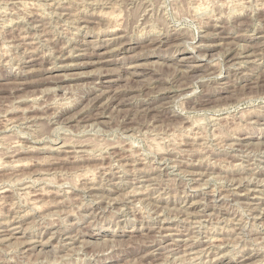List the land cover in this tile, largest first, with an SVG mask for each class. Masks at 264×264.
I'll use <instances>...</instances> for the list:
<instances>
[{"label":"rangeland","instance_id":"rangeland-1","mask_svg":"<svg viewBox=\"0 0 264 264\" xmlns=\"http://www.w3.org/2000/svg\"><path fill=\"white\" fill-rule=\"evenodd\" d=\"M0 154V264H264V0H0Z\"/></svg>","mask_w":264,"mask_h":264},{"label":"bare ground","instance_id":"bare-ground-1","mask_svg":"<svg viewBox=\"0 0 264 264\" xmlns=\"http://www.w3.org/2000/svg\"><path fill=\"white\" fill-rule=\"evenodd\" d=\"M126 1V0H125ZM31 2V1H30ZM83 2V1H82ZM91 2V1H90ZM98 2V1H97ZM2 3V2H1ZM35 3V2H34ZM57 3V2H56ZM108 3V2H107ZM23 4V3H22ZM21 4V5H22ZM48 5V4H47ZM120 6V5H119ZM142 6V5H141ZM48 7V6H47ZM110 7V6H109ZM263 7V6H262ZM6 8V7H5ZM35 8V7H34ZM38 8V7H37ZM61 9V8H60ZM82 9V8H81ZM15 10V9H14ZM82 11V10H81ZM150 11V10H149ZM41 12V11H40ZM55 12V11H54ZM2 13V12H1ZM15 13H17V12H15ZM14 13V14H15ZM63 14V13H62ZM76 14V13H75ZM106 14V12L104 13V15ZM32 15H34V14H32ZM107 15V14H106ZM81 16V15H80ZM110 16H112V15H110ZM251 16V15H250ZM255 17V16H254ZM72 18V17H71ZM35 20L37 19V18H34ZM33 19V20H34ZM84 20V19H83ZM86 20V19H85ZM84 20V21H85ZM37 21H39V20H37ZM31 22V21H30ZM48 23V22H47ZM36 26V25H35ZM220 26V25H219ZM116 28V27H115ZM115 28H112V30L111 29H107V33L109 32V33H113V32H115ZM249 28V27H248ZM42 29V28H41ZM114 29V30H113ZM117 30V29H116ZM222 30V29H221ZM220 30V31H221ZM222 32V31H221ZM31 33V32H30ZM42 34V33H41ZM216 34V33H215ZM219 34V33H218ZM71 36V35H70ZM158 36V35H157ZM33 37V36H32ZM214 37H216V36H214ZM222 37V36H221ZM70 38H72V37H70ZM227 38V37H226ZM20 39V38H19ZM223 39H225V37L223 38ZM5 40V39H4ZM114 40V39H113ZM113 40H109V42L110 41H113ZM160 41V40H159ZM14 45V44H13ZM200 45V44H199ZM206 45V44H205ZM202 46V45H201ZM241 46V45H240ZM3 47V46H2ZM245 47V46H244ZM66 48V47H65ZM199 48H201L200 46H199ZM193 50V49H192ZM33 51V50H32ZM52 51V50H51ZM32 55V54H31ZM203 55V54H202ZM205 55V54H204ZM203 55V56H204ZM195 57V56H194ZM189 58V57H188ZM182 59V61H184V59H186V61H187V58H181ZM180 59V60H181ZM8 60V59H7ZM29 61H34V59H32V60H29ZM190 61V60H189ZM31 62H29V63H31ZM191 68V67H190ZM102 76H104V74H99L98 73V75H97V77L100 79ZM195 91V90H194ZM233 95V94H232ZM113 98V97H112ZM231 98V97H230ZM79 102V101H78ZM149 102V101H148ZM60 106V105H59ZM66 107V106H65ZM67 108V107H66ZM245 115V114H244ZM243 117V116H242ZM110 119V118H109ZM50 120V119H49ZM7 121V120H6ZM195 121V120H194ZM193 121V122H194ZM239 122V121H238ZM199 123V122H198ZM193 126V125H192ZM195 126V125H194ZM154 128V127H153ZM189 128V127H188ZM240 129V128H239ZM25 130V129H24ZM212 131V130H211ZM199 132V131H198ZM150 133V132H149ZM213 134V133H212ZM233 137V136H232ZM93 138V137H92ZM67 139V138H66ZM152 139V138H151ZM156 139V138H155ZM88 140V139H87ZM108 140V139H107ZM146 140V139H145ZM154 140V139H153ZM157 140V139H156ZM161 140V139H160ZM63 141V140H62ZM105 141V140H104ZM201 141V140H200ZM80 142V141H79ZM128 142V141H127ZM153 142V141H152ZM75 143V142H74ZM81 143V142H80ZM91 143V142H90ZM96 143V142H95ZM99 143V142H98ZM111 143V142H110ZM109 143V144H110ZM123 144V143H122ZM185 144V143H184ZM66 145V144H65ZM80 145V144H79ZM91 145V144H90ZM93 145V144H92ZM98 145V144H97ZM159 145V144H158ZM77 146V145H76ZM82 146V145H81ZM108 146V145H107ZM167 146H168V144H167ZM60 146H58V147H52V148H50V147H47V148H50V150L51 151H56V152H60V151H63V150H60V149H62V148H59ZM94 147V146H93ZM97 147V146H96ZM113 147H117V146H113ZM159 147V146H158ZM161 147V146H160ZM164 147V146H163ZM162 147V148H163ZM197 147V146H196ZM38 148V147H37ZM31 149V148H30ZM29 149V151L30 152H32V151H35V148H33V150H30ZM105 149V148H104ZM122 149V148H121ZM241 149V148H240ZM26 150V149H25ZM41 150H42V148H41ZM22 151V150H21ZM28 151V152H29ZM36 151H37V149H36ZM39 151V150H38ZM65 151V150H64ZM74 151V150H73ZM98 151V150H97ZM17 152V151H16ZM27 152V151H26ZM66 152V151H65ZM67 152H69V151H67ZM74 152H76V151H74ZM99 152V151H98ZM180 152V151H179ZM14 153V152H13ZM18 153V152H17ZM73 153V152H72ZM97 153V152H96ZM140 153V152H139ZM75 154V153H74ZM133 154V153H132ZM202 154V153H201ZM227 154V153H226ZM1 155V154H0ZM76 155V154H75ZM102 155V154H101ZM244 155V154H243ZM66 156V155H65ZM120 156V155H119ZM128 156H129V154H128ZM107 157H108V155H107ZM122 157H125V156H122ZM131 157V156H130ZM169 157V156H168ZM167 157V158H168ZM52 158V157H51ZM88 158H90V157H88ZM98 158V157H97ZM117 158H119V157H117ZM120 159V158H119ZM45 160V159H44ZM80 160V159H79ZM101 160V159H100ZM116 160V159H115ZM133 160V159H132ZM131 161V160H130ZM146 161V160H145ZM3 162V161H2ZM14 162V161H13ZM203 162V161H202ZM209 162V161H208ZM20 163L21 162H19L18 161V164L20 165ZM24 163V162H23ZM45 163V162H44ZM103 163V162H102ZM3 164V163H2ZM15 164H17V163H15ZM17 164V165H18ZM129 164H130V162H129ZM13 165V164H12ZM22 165V164H21ZM25 165V164H24ZM121 165H123V164H121ZM232 165V164H231ZM85 166V165H84ZM17 167V166H16ZM88 167V166H87ZM107 167V166H106ZM113 167V166H112ZM110 168V167H109ZM123 168V167H122ZM136 168V167H135ZM16 169V168H15ZM138 169V168H137ZM234 169V168H233ZM40 170V169H39ZM86 170V169H85ZM93 170V169H92ZM107 170H109V169H107ZM119 170V169H118ZM142 170V169H141ZM117 171V170H116ZM69 172V171H68ZM93 172V171H92ZM103 172V171H102ZM121 172V171H120ZM126 172V171H125ZM140 172V171H139ZM34 173V172H33ZM85 174V176L83 177L81 174V177H82V179H83V183H82V185H84L85 186V192L88 194V195H91L93 192H94V189H96V188H94V183L92 182V180L91 179H89V177H86V172H84ZM89 174V173H88ZM134 174V173H133ZM197 174V173H196ZM199 174V173H198ZM195 175V176H200V175ZM207 174V173H206ZM14 175V174H13ZM76 175V174H75ZM80 175H78V176H80ZM119 175V174H118ZM42 176V175H41ZM92 176V175H91ZM115 176V175H114ZM38 177V176H37ZM57 177V176H56ZM107 177V176H106ZM111 177V176H110ZM239 177V176H238ZM52 178V177H51ZM221 178V177H220ZM19 179H21V178H19ZM39 179V178H38ZM63 179V178H62ZM81 179V178H80ZM79 179V180H80ZM94 179V178H93ZM210 179V178H209ZM236 179V178H235ZM57 180V179H56ZM55 180V181H56ZM241 180V179H240ZM238 181L236 184L238 185V187H240V186H243V185H241V181ZM34 181H36V178L34 179ZM116 181V180H115ZM136 181V180H135ZM24 182V181H23ZM30 182V181H29ZM80 182H82V181H80ZM79 182V183H80ZM197 182V181H196ZM31 183V182H30ZM60 183H62V182H60ZM25 184V183H24ZM29 184V183H28ZM72 184V183H71ZM75 184H77V183H75ZM81 184V183H80ZM246 184V183H245ZM52 185V184H51ZM42 186V185H41ZM50 186V185H49ZM61 186V185H60ZM22 187H24V186H22ZM43 187V186H42ZM74 187H75V185H74ZM77 187V186H76ZM83 187V186H82ZM197 187V186H196ZM232 187V186H231ZM26 188V190L27 189H31L32 191H31V194H32V196H43V195H46L47 193L49 194V192L48 191H44V188H42L43 190H41L40 188L38 189H35V187H34V183L32 184V185H26L25 187H24V189ZM4 189V188H3ZM2 189V190H3ZM98 189H99V187H98ZM46 190V189H45ZM56 190V189H55ZM73 190V189H72ZM113 190V189H112ZM3 191H5V190H3ZM3 191H0V194L1 193H4ZM30 191V190H29ZM28 190L26 191V192H29ZM64 191V190H63ZM109 191H111L110 189H109ZM20 192V191H19ZM96 192H97V190H96ZM112 192V191H111ZM137 192V191H136ZM25 193V192H24ZM51 193V192H50ZM66 193H69L68 192V190L66 189V191H64L63 192V194H66ZM123 193H125V192H123ZM240 193V192H239ZM27 195H29L28 193H26ZM30 194V195H31ZM58 194V193H57ZM127 194H128V192H127ZM237 195H239V196H241L242 194H238V193H236ZM9 195V194H8ZM24 195V194H23ZM26 195V196H27ZM100 195H102V193L100 194ZM107 195V194H106ZM118 196H119V194H117ZM132 195H134V193L132 194ZM5 196V195H4ZM63 196V195H62ZM108 196V195H107ZM116 196V195H115ZM126 196V195H125ZM243 196V195H242ZM245 196H247L248 197V194H246L245 193ZM21 197V196H20ZM44 197V196H43ZM100 198V197H99ZM1 199V198H0ZM24 199H25V197H24ZM39 199V198H38ZM121 199V198H120ZM2 200V199H1ZM20 200H21V198H20ZM97 200V199H96ZM210 200V199H209ZM214 200V199H213ZM238 200V199H237ZM16 201V200H15ZM59 201V200H58ZM127 201V200H126ZM111 202V201H110ZM233 202V201H232ZM94 203V202H93ZM137 204V203H136ZM193 204H195V203H191V205H193ZM6 205V204H5ZM109 205V204H108ZM213 205H215V204H213ZM38 206V205H37ZM78 206H79V204H78ZM33 208L35 207V206H32ZM40 207V206H39ZM37 208V207H36ZM43 208V207H42ZM210 208V207H209ZM181 209V208H180ZM260 209H262V210H260L261 212H259V214L260 213H262L263 211H264V208H260ZM116 210V209H115ZM137 210V209H136ZM150 210V209H149ZM151 211V210H150ZM27 212V211H26ZM51 212V211H50ZM65 212V211H64ZM188 213V212H187ZM190 213V212H189ZM251 213V212H250ZM27 215V214H26ZM42 215V214H41ZM189 215V214H188ZM191 215V214H190ZM189 215V216H190ZM193 215V214H192ZM205 215V214H204ZM203 215V216H204ZM258 215V214H257ZM25 216V215H24ZM64 216V215H63ZM20 217H21V215H20ZM26 217V216H25ZM53 217H54V215H53ZM186 218V217H185ZM184 220V219H183ZM188 220V219H187ZM57 221V220H56ZM67 223V222H66ZM198 223V222H197ZM29 224V223H28ZM20 225V224H19ZM193 225V224H192ZM246 225V224H245ZM39 226V225H38ZM25 227V226H24ZM164 228V227H163ZM163 228H161V229H163ZM18 228L17 227H13V228H11V230H10V232L8 233V236L9 237H13L12 235L15 233V232H13V231H15V230H17ZM25 229V228H24ZM194 230V229H193ZM1 231H4V230H2V229H0V232ZM232 231V230H231ZM24 232V231H23ZM168 233V232H167ZM92 235V234H91ZM162 235V234H161ZM160 235V236H161ZM113 236V235H112ZM162 236H166V235H162ZM67 237V236H66ZM219 237V236H218ZM227 237V236H226ZM240 237V236H239ZM113 238V237H112ZM4 239V238H3ZM67 239H70V240H74V238L72 239V238H70L69 236H68V238ZM196 239V238H195ZM221 239H222V237H221ZM5 240H7V239H5ZM22 240V239H21ZM30 240V239H29ZM84 240V239H83ZM103 240V239H102ZM217 240V239H216ZM219 240V239H218ZM1 241V240H0ZM35 242H39V243H37V244H39V245H41L42 244V242L41 241H35V240H33V241H31L30 240V242H28V243H26V244H34ZM72 242V241H71ZM195 242V241H194ZM209 243H211V242H208V245H209ZM44 244V243H43ZM192 245V244H191ZM191 245L189 246V247H191ZM207 245V244H206ZM211 245H212V243H211ZM216 245V244H215ZM220 243H218V245H216L217 247H220ZM35 246V245H34ZM187 247V246H186ZM209 247H210V245H209ZM208 247V248H209ZM67 248V247H66ZM213 248V247H212ZM171 250V249H170ZM187 250V249H186ZM190 250H191V248H190ZM189 251V250H188ZM79 252V251H78ZM105 252V251H104ZM186 252V251H185ZM197 252V251H196ZM65 254V253H64ZM196 257V256H195ZM245 257V256H244ZM174 258V257H173ZM179 258V257H178ZM250 258V256L249 257H246L245 259H249ZM179 260V259H178ZM29 261V260H28ZM37 261V260H36ZM51 261V260H50Z\"/></svg>","mask_w":264,"mask_h":264}]
</instances>
